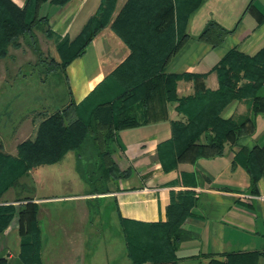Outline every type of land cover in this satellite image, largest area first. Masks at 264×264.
Segmentation results:
<instances>
[{
	"label": "crops",
	"instance_id": "obj_1",
	"mask_svg": "<svg viewBox=\"0 0 264 264\" xmlns=\"http://www.w3.org/2000/svg\"><path fill=\"white\" fill-rule=\"evenodd\" d=\"M101 1L66 0L62 6L48 2L44 11L52 35L75 38ZM209 21L227 31L215 46L199 38ZM185 31L188 37L171 56L166 71L201 75L208 87L215 86L213 69L227 51L253 55L264 46V0H201L188 16ZM104 36L106 32L95 35L65 67L75 105L104 79L109 61L120 59L117 52L123 47L111 35L115 48L109 54ZM18 65L13 58L0 59V147L13 156L19 142L35 139L48 114L30 110L31 100L11 105L17 97L7 90L11 89L12 68ZM191 92V81L177 82L178 97ZM176 105L174 99L155 102L145 111L144 121L139 118V124L116 132L112 157L126 173L110 179L105 191L88 188L77 167L71 166L76 152L68 151L56 162L27 170L3 193L0 204H13L16 210L20 203L34 205L41 264H103V257L98 259L96 253L105 250L107 234L119 237L123 244L113 254V264H130L125 225L165 222L172 193H189L194 198L181 225L177 264H205L209 256L264 249L263 82L255 97L233 98L221 110V118L241 124L234 139L217 147L201 138L172 160L166 152L172 122L184 120ZM11 115L15 119L8 118ZM16 217L0 231V264H35L21 257L22 235Z\"/></svg>",
	"mask_w": 264,
	"mask_h": 264
},
{
	"label": "trees",
	"instance_id": "obj_2",
	"mask_svg": "<svg viewBox=\"0 0 264 264\" xmlns=\"http://www.w3.org/2000/svg\"><path fill=\"white\" fill-rule=\"evenodd\" d=\"M66 0H54L57 4L65 3ZM165 9L170 10L174 7L177 10L178 21L183 24L181 36L175 41H169L164 47L162 43H156L154 51L157 52L156 58L151 66L145 69V74L141 80L136 82L132 87L126 88L121 94L111 99L104 100L95 104L89 111L88 119L83 118L75 112L72 118L66 117L67 113L75 111L76 107L84 104L94 93L103 80L93 89V91L82 102L75 105L71 102L66 113L56 111L45 117L39 124L37 134L34 140H24L18 144V158L15 160L17 166L10 165L5 172L11 174L10 178L3 185L7 188L16 184L19 177L27 170L34 168L42 163H51L60 160L68 151L76 152L77 171L90 185L91 189L96 192L105 191V184L112 178L123 177L126 171H122L112 157V143L115 139L116 132L126 126L137 125L141 118L145 120V111L155 102H164L176 100L179 108L186 116L188 123L172 122L171 140L166 145V152L171 153L172 160L175 156L181 155L186 149H189L194 142L199 140V136L204 133L205 140L214 146H221L226 139H234L241 130V124H238L231 118L223 119L220 112L226 103L233 98L255 97L257 89L264 81V46L253 55H247L235 49L227 51L219 60L217 65H221L224 72L225 63L231 65V59L238 60L246 58L253 61V75H249L251 82L244 84L241 88H235L234 83L227 80L225 89L222 91H205L202 87L197 89L195 96L180 98L175 90V81L179 76L192 75L195 79L203 78L197 74L180 75L173 72H166L167 64L171 56L184 44L188 37L185 26L188 16L193 12L201 0H176L177 5L173 6L172 0H165ZM104 0L101 1L97 11L91 16L81 31L72 40L65 39L63 44L58 45L61 51V66L65 69L66 65L75 57L81 55L87 44L96 35L101 25L96 22V16L100 11ZM163 7V6H162ZM0 8L5 13L0 24L3 26L4 36L9 38L13 33L11 28L20 31H29L32 23L26 19V5L20 6L13 0H0ZM163 10V9H162ZM164 11V10H163ZM183 18V19H182ZM40 19H47L42 17ZM227 32L213 21H209L199 38L207 41L211 45L219 44ZM9 35V36H8ZM157 47V48H156ZM149 49V48H148ZM64 52L62 53V51ZM68 52L67 54L65 53ZM148 52V51H147ZM150 53V52H149ZM154 53V52H153ZM233 64V63H232ZM216 65V66H217ZM215 66V67H216ZM214 67V68H215ZM219 69V71H220ZM256 72V74H255ZM220 73V72H219ZM220 81V79H219ZM202 84V83H201ZM208 98V102H216L214 107L207 106L208 112L204 114L199 106L197 107L196 99L203 100ZM211 99V100H210ZM190 101V102H189ZM207 102V103H208ZM188 104L193 106L187 111L182 105ZM195 107V108H194ZM205 108V107H204ZM203 108V109H204ZM204 116V117H203ZM199 118V119H198ZM193 130L186 136L182 145H177L178 132ZM90 137L93 146V154L87 155L82 146L86 139ZM8 156L0 155L1 164L10 162ZM169 164L173 162L169 161ZM254 178H251V184ZM194 204V198L189 193H178L177 196L172 193L171 202L167 209L168 218L165 222L137 223V226L152 228L162 227L163 232L160 238L163 240L159 243H149L145 253L134 254L129 242V228L125 225L126 244L130 257V264H158L169 263L177 264L175 254L178 238L182 233V222L188 213L189 208ZM19 216V231L22 235L21 240V257L23 261H33L35 264H41L40 251L38 244V226L36 218V209L30 202L19 206L17 211ZM15 210L12 206L0 208V231H2ZM1 215L4 216V220ZM150 231H146L149 233ZM164 248V256L158 257L157 251ZM260 256H264V249H255L250 251H232L223 254L220 258L209 256L205 264H257Z\"/></svg>",
	"mask_w": 264,
	"mask_h": 264
},
{
	"label": "rangeland",
	"instance_id": "obj_3",
	"mask_svg": "<svg viewBox=\"0 0 264 264\" xmlns=\"http://www.w3.org/2000/svg\"><path fill=\"white\" fill-rule=\"evenodd\" d=\"M18 1L21 2L19 5H26V19L28 22L32 23L31 29L26 32L13 27L11 28L13 35L8 38L7 35L4 36L3 26L0 24V59L13 58L16 62H20V65L12 68V72L10 73V78L12 80L10 82L11 89L7 91L17 97L16 99L11 100V105H15L16 107L17 105L19 106L27 102V100H31L32 103L30 110L35 109L38 113L47 112L48 114L46 117L56 111L65 114L67 112V107L71 106L72 102L66 72L61 66V51L58 49V45L63 44L65 37L60 38L52 35L49 20L44 11L48 2L51 5L57 3H55L54 0ZM172 1L173 6H176L178 1ZM63 4L64 3L57 5L62 6ZM165 7V0H104L103 5L96 16V22L101 25L96 35L106 32V36L103 37L102 42L104 48L109 54L112 49L115 48L113 42H111V35L114 36L117 43L123 47L121 52H117L120 59L114 63L109 61V64L111 65L108 68L109 70L105 75L103 82L84 104L76 107V109H74L75 111L72 113H67V119L72 118L75 112L83 118L88 119L89 111L95 104L121 94L123 90H125V87H132V85L141 80L142 76L145 74V69L153 64V57L156 58L157 54V52L154 51L156 43H162V45L166 47L170 43L169 41L174 39L176 41L181 36L183 24L180 20L178 21L177 10L174 7L167 10ZM4 17H6L5 13L0 8V19H3ZM42 17H46L47 19H40ZM110 49L111 51L109 52ZM63 52L64 50L62 53ZM65 53L67 54L68 52L65 50ZM231 61V65L225 63L226 66L224 67V72L220 69L221 65H217L213 69L216 77L215 86L208 87L204 81V77L195 79L192 75H186L179 76L176 79L175 90L177 82L181 79L191 81L192 92L191 94L180 96V98L195 96L199 87H202V93L204 95H206L205 91H222L225 89L224 86L227 84V80H230V82L232 81V83H234L233 86L237 89L241 88L244 84L250 83L251 79L249 78V75H253V69H255L253 67V61L246 60V58H239L236 62L234 59H231ZM207 100L209 99H196L195 101L197 107L199 106L198 109L201 108V111L204 114H206L205 112H208L206 105L214 107L216 104V102L211 103ZM178 106L179 103L177 102L176 107L183 115L184 120H176V122L187 124L189 118L182 113L183 110ZM182 106L187 111L193 108L189 103ZM28 107L30 106H24V108ZM8 118L11 120L15 119L12 115L8 116ZM192 130L193 128H190L189 131L178 132L177 140L179 141L177 142V145H182V143H184L183 139H185ZM201 138L205 139L204 133H202L198 139ZM90 142L91 140L89 137L81 147L87 155L93 154L94 148ZM0 155L8 156L9 159H11L10 162H4L1 164V202L3 193L10 187L3 188V185L11 175H6L5 172L10 165H12V167L17 166L15 160L18 158V145L15 156L10 155L2 147H0ZM71 166L76 168L77 162H71ZM74 167L72 170L75 169ZM82 179L85 180L84 178ZM85 182L87 181L85 180ZM88 188H90L89 185ZM21 205L23 204H17L16 206L18 208L16 210L15 205L13 204H0V208L12 206L15 210V214L7 225L16 215L17 224L19 226V216L17 211ZM4 216L5 215H1L3 220ZM128 228L129 246L131 247L132 252L136 255L143 252L145 253V250L147 249L146 247L150 242L159 243L163 240L162 237L160 238V234H162L164 229L161 226L147 228L137 226L136 224H129ZM146 231L150 232L146 233ZM93 238L96 239L95 237ZM103 239L105 240V243L103 244L105 250L96 253L97 258L100 259L103 257V264L116 263V257L113 254L116 253L117 248L118 250L119 248L122 249L123 244L121 239L119 237L117 239L111 234H107ZM156 254L158 257L164 256V248H160ZM261 264H264V258L261 259Z\"/></svg>",
	"mask_w": 264,
	"mask_h": 264
},
{
	"label": "built area",
	"instance_id": "obj_4",
	"mask_svg": "<svg viewBox=\"0 0 264 264\" xmlns=\"http://www.w3.org/2000/svg\"><path fill=\"white\" fill-rule=\"evenodd\" d=\"M263 85H264V81H263Z\"/></svg>",
	"mask_w": 264,
	"mask_h": 264
}]
</instances>
